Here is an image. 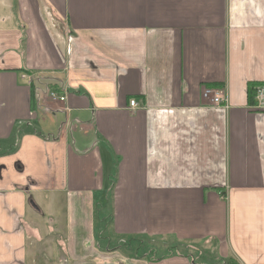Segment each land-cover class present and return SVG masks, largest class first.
Wrapping results in <instances>:
<instances>
[{
    "label": "crops",
    "instance_id": "crops-1",
    "mask_svg": "<svg viewBox=\"0 0 264 264\" xmlns=\"http://www.w3.org/2000/svg\"><path fill=\"white\" fill-rule=\"evenodd\" d=\"M251 84L264 0H0V264H199L151 240L264 264Z\"/></svg>",
    "mask_w": 264,
    "mask_h": 264
},
{
    "label": "rangeland",
    "instance_id": "rangeland-1",
    "mask_svg": "<svg viewBox=\"0 0 264 264\" xmlns=\"http://www.w3.org/2000/svg\"><path fill=\"white\" fill-rule=\"evenodd\" d=\"M264 85V84H262ZM261 86V85H260ZM97 215V222H96V228H98V225L101 224V228L104 229L103 223H99L98 221L100 219H103V217H107L108 215V211L106 209L100 208L99 211L96 212ZM127 239V237L125 238ZM129 239V238H128ZM101 242H103L101 240ZM166 243L163 240H161L158 244H154L146 241H137L134 243H131L130 246H132V248L136 251H141L144 254H147V256L150 259H154V257L158 256V255H164L166 253H164V247L162 246V244ZM156 245V246H155ZM214 245L213 243L211 244H192L189 246V251L190 254L193 257V260H195L197 263L200 264H234V260L233 259H229V260H222L216 250L214 249ZM154 246V249H152ZM154 250V251H153Z\"/></svg>",
    "mask_w": 264,
    "mask_h": 264
},
{
    "label": "built area",
    "instance_id": "built-area-1",
    "mask_svg": "<svg viewBox=\"0 0 264 264\" xmlns=\"http://www.w3.org/2000/svg\"><path fill=\"white\" fill-rule=\"evenodd\" d=\"M28 76H23L24 79H28L29 85L32 83V79L26 78ZM37 83V82H36ZM36 98L38 102L42 100L43 95L49 96L52 101L54 102H65L66 101V95L60 96L55 91L50 90L48 86H45L44 88L40 87L39 85L35 88ZM203 96L205 98H210L214 106L216 107H227V99L225 98L224 91L222 90H213V89H206L203 92ZM255 100L259 103L264 101V85H261L257 88ZM130 106L132 108H135L137 106L136 102L133 100L130 102ZM49 139V137H48Z\"/></svg>",
    "mask_w": 264,
    "mask_h": 264
},
{
    "label": "trees",
    "instance_id": "trees-1",
    "mask_svg": "<svg viewBox=\"0 0 264 264\" xmlns=\"http://www.w3.org/2000/svg\"><path fill=\"white\" fill-rule=\"evenodd\" d=\"M259 86H260L259 84H251L249 86V98H250V100H252L256 96L257 88ZM160 241L161 240H156V241L151 240V241H149V244L150 243H153V245L158 244ZM162 246H165L164 247V253H166V254L159 255L160 258H162L164 256L171 255L172 253H181L182 255H189L190 254L189 245L186 243H179L178 241L173 240V241H170L169 243L166 242V243L162 244ZM152 249H154V246ZM195 263H197V262L195 261Z\"/></svg>",
    "mask_w": 264,
    "mask_h": 264
},
{
    "label": "water",
    "instance_id": "water-1",
    "mask_svg": "<svg viewBox=\"0 0 264 264\" xmlns=\"http://www.w3.org/2000/svg\"><path fill=\"white\" fill-rule=\"evenodd\" d=\"M31 205H32L34 208L38 209L34 201H31Z\"/></svg>",
    "mask_w": 264,
    "mask_h": 264
}]
</instances>
